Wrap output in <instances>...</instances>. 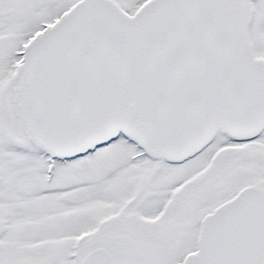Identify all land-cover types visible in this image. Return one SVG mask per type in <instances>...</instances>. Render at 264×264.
Here are the masks:
<instances>
[{"label":"snow or ice","instance_id":"1","mask_svg":"<svg viewBox=\"0 0 264 264\" xmlns=\"http://www.w3.org/2000/svg\"><path fill=\"white\" fill-rule=\"evenodd\" d=\"M0 264H264V0H0Z\"/></svg>","mask_w":264,"mask_h":264}]
</instances>
